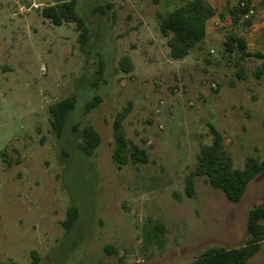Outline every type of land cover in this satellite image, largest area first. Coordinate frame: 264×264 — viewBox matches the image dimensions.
I'll return each instance as SVG.
<instances>
[{
    "label": "rangeland",
    "instance_id": "rangeland-1",
    "mask_svg": "<svg viewBox=\"0 0 264 264\" xmlns=\"http://www.w3.org/2000/svg\"><path fill=\"white\" fill-rule=\"evenodd\" d=\"M184 1L76 0L89 27L82 45L75 23L42 16L52 0H0V264H192L209 247L250 241L264 170L232 201L196 168L210 123L235 167L264 160V2L248 18L211 22L207 40L174 59L160 21ZM230 34L261 56L226 52ZM72 95L59 139L50 106ZM123 111L145 162L113 160ZM88 125L101 136L90 156ZM250 264H264V240Z\"/></svg>",
    "mask_w": 264,
    "mask_h": 264
},
{
    "label": "trees",
    "instance_id": "trees-1",
    "mask_svg": "<svg viewBox=\"0 0 264 264\" xmlns=\"http://www.w3.org/2000/svg\"><path fill=\"white\" fill-rule=\"evenodd\" d=\"M248 10L249 3L243 7L234 6L231 11L234 21L236 22L240 16L245 15ZM215 13V9L207 0H185L183 4L161 16L160 31L167 37L170 56L174 59L184 58L195 46L199 45L207 35V21ZM41 14L55 25H62L66 22L75 23L81 30L79 35L81 44H87L89 27L77 12L76 0H52V3L42 8ZM225 50L229 53L240 51L245 56H261L260 53L253 54L248 51L247 42L233 34H230L225 41ZM119 67L124 72H130L133 69L128 55L121 57ZM76 102V95H72L50 106L53 116L52 124L59 139L62 136L67 116L74 109ZM94 105V101H89L85 109L88 111ZM126 114L127 111L118 113L113 123L115 137L113 160L119 166L126 164L129 160L137 163L145 162L148 158L147 152L138 145L132 144L127 137L123 125ZM209 129L212 142L203 147L196 174L206 175L210 184L221 189L228 199L239 200L249 181L264 170V160L248 157L244 168L235 167L220 130L212 123L209 124ZM80 135L82 137L81 150L85 155L90 156L100 144L101 136L91 125L85 126ZM186 192L189 196L194 194L192 179L187 181ZM76 218V208L71 206L65 222L67 229L71 227ZM261 220H264V202L250 210L248 223L251 239L248 243L232 248L209 247L195 258L192 264H250V260L261 248L264 240V223Z\"/></svg>",
    "mask_w": 264,
    "mask_h": 264
},
{
    "label": "crops",
    "instance_id": "crops-1",
    "mask_svg": "<svg viewBox=\"0 0 264 264\" xmlns=\"http://www.w3.org/2000/svg\"><path fill=\"white\" fill-rule=\"evenodd\" d=\"M215 9L216 13L208 19L207 21V35L203 41L207 40V36L209 34L210 30V23L215 22L216 25L222 26L223 25V16L226 15L227 17L232 15V8L234 6H240L243 7L246 3H249V10L248 12L243 15L244 17L248 18L253 12H254V6L256 1H263L264 0H241L236 5V0H207ZM212 26V23H211ZM202 41V42H203ZM248 45V42H247Z\"/></svg>",
    "mask_w": 264,
    "mask_h": 264
}]
</instances>
